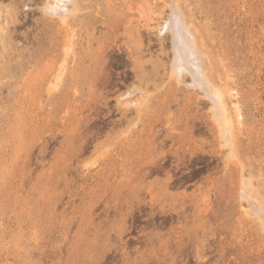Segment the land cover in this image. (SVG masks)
I'll use <instances>...</instances> for the list:
<instances>
[{"label": "rangeland", "instance_id": "obj_1", "mask_svg": "<svg viewBox=\"0 0 264 264\" xmlns=\"http://www.w3.org/2000/svg\"><path fill=\"white\" fill-rule=\"evenodd\" d=\"M45 3L0 0V264H264V0ZM175 5L230 149L171 70Z\"/></svg>", "mask_w": 264, "mask_h": 264}, {"label": "bare ground", "instance_id": "obj_2", "mask_svg": "<svg viewBox=\"0 0 264 264\" xmlns=\"http://www.w3.org/2000/svg\"><path fill=\"white\" fill-rule=\"evenodd\" d=\"M177 3V2H176ZM175 3V4H176ZM71 4L74 5V0H46L45 6H44V12L46 14H49L51 16H55V17H59L61 18L63 24L67 27L69 25V18L68 15L70 16H74L75 14H77V12L72 9V14L68 13V9H67V5ZM172 4V3H171ZM178 4V3H177ZM76 7L78 5H75ZM81 6V5H80ZM79 6V7H80ZM109 6V5H108ZM129 7L131 5H128ZM70 7V6H69ZM72 7V6H71ZM112 7V5H111ZM81 8V7H80ZM131 8V7H130ZM129 8V9H130ZM180 8V7H179ZM84 9V8H83ZM114 9V8H113ZM81 9H79L80 11ZM131 10V9H130ZM172 10V9H171ZM78 11V12H79ZM68 14V15H67ZM85 15V14H84ZM169 19L166 21L164 25L162 24V27L160 28V32L162 35L165 33H170L171 35V41H172V45H173V50H174V60H173V64H172V72H174V76L176 78V80L178 81V83L181 86H185L188 87L190 90H200L203 92L204 94V98L208 99L211 104H212V112L214 113V117L216 124H218L219 129H220V134L222 136L223 139V143L222 147L230 149L229 146V139H230V135L232 133H228L230 132L229 129V121L227 120V117L225 115L226 109H225V102H223V97H222V93L218 88H215L212 83L210 82V79H208L207 75H206V71L204 69L203 63H202V59H201V54L198 51L197 45H196V40L195 37L192 33V27L190 26L191 24L188 23V21L186 20V16H184V13H182L179 9L178 6L176 7L173 6V12L170 16H168ZM75 18V17H73ZM84 20V19H83ZM71 21V20H70ZM115 27V26H113ZM1 28V27H0ZM116 28V27H115ZM169 35V36H170ZM168 36V34H167ZM69 38V37H68ZM73 38V37H72ZM163 39V37H162ZM68 42V41H67ZM141 45V41L139 42ZM68 49L71 48L67 47ZM73 48V47H72ZM67 49V50H68ZM72 50V49H71ZM70 50V52H71ZM69 51V50H68ZM67 51V52H68ZM66 61V60H65ZM64 66V65H63ZM65 67V66H64ZM64 69V68H63ZM61 72V71H58ZM171 72V73H172ZM64 74V72H63ZM56 75V74H55ZM59 75V73L57 74ZM171 75V74H170ZM174 76L172 75L173 79ZM63 77V76H62ZM170 77V76H169ZM190 78L191 82L187 83L185 78ZM56 79V78H55ZM54 79V81H55ZM62 79V78H61ZM171 79V77H170ZM176 81V82H177ZM63 82V81H61ZM141 83V82H139ZM138 86V85H137ZM134 86V87H137ZM146 86V85H145ZM184 87V88H185ZM56 89V87H55ZM132 89V88H131ZM138 89V88H137ZM143 89V87H142ZM183 90V88H182ZM135 88L133 89V94H134ZM139 91V90H138ZM137 91V92H138ZM129 92V91H128ZM146 93V92H145ZM125 95L127 94L124 93ZM142 94V93H141ZM128 95V94H127ZM130 95V94H129ZM137 95V94H134ZM146 96V95H145ZM224 96V95H223ZM125 97V96H124ZM142 97V96H141ZM131 98V97H130ZM134 98V97H133ZM122 99V97H121ZM124 99V98H123ZM141 99V98H140ZM120 100V99H119ZM136 100V99H135ZM122 101V100H121ZM133 101V100H132ZM150 101V100H149ZM129 102V101H128ZM137 102V101H136ZM135 101L131 102L129 104L132 105H137ZM128 104V105H129ZM131 105H129L130 107ZM240 116V115H239ZM228 127V128H227ZM233 128V127H232ZM232 131V130H231ZM233 137V136H232ZM232 141V140H231ZM230 141V143H232ZM234 142V141H233ZM233 145V144H231ZM234 147V146H233ZM232 147V148H233ZM234 149V148H233ZM224 150V149H223ZM230 151V150H229ZM232 154H233V150H231ZM229 154V153H228ZM229 156V155H228ZM232 156V155H231ZM237 157V155L235 156ZM232 158V157H231ZM233 160V159H232ZM231 160V161H232ZM230 161V162H231ZM229 165V164H228ZM244 179V186L248 187V186H253V182H252V178L250 177H243ZM242 184V183H241ZM248 192V191H247ZM248 193H246L245 189L242 188V195L243 197L247 198ZM250 195H252L249 192ZM254 195V194H253ZM250 199L252 200L255 198H253L252 196H248ZM252 197V198H251ZM258 197V196H257ZM259 198V197H258ZM244 199V198H243ZM244 200H248V199H244ZM243 200V202H244ZM257 200V199H256ZM255 200V201H256ZM242 201V200H241ZM253 201V200H252ZM249 204V201H247ZM254 202V201H253ZM257 203V201L255 202ZM260 204V202H259ZM250 205V204H249ZM254 204L252 203V206ZM256 205V204H255ZM254 207H256L257 209H261V207H263V205H261V207L258 208V206L260 205H256ZM251 206V205H250ZM245 207V206H244ZM253 207V208H254ZM264 209V207H263ZM251 210V209H250ZM254 210V209H253ZM256 210V209H255ZM258 211V210H257ZM264 211V210H263ZM256 212V211H255ZM261 211H259L260 214ZM257 213V212H256ZM249 215H254V212L250 213L248 212ZM262 214V213H261ZM252 215V217H253ZM263 215V214H262ZM251 217V216H250ZM255 217V216H254ZM260 217V215H259ZM256 219V218H255ZM261 225V224H260ZM264 228V227H263Z\"/></svg>", "mask_w": 264, "mask_h": 264}, {"label": "flooded vegetation", "instance_id": "obj_3", "mask_svg": "<svg viewBox=\"0 0 264 264\" xmlns=\"http://www.w3.org/2000/svg\"><path fill=\"white\" fill-rule=\"evenodd\" d=\"M194 183H188L186 186L188 187V186H191V185H193Z\"/></svg>", "mask_w": 264, "mask_h": 264}]
</instances>
